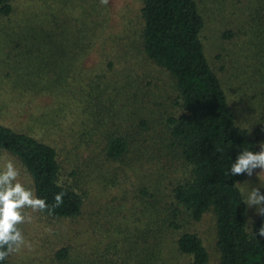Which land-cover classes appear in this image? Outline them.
<instances>
[{
	"label": "trees",
	"instance_id": "trees-1",
	"mask_svg": "<svg viewBox=\"0 0 264 264\" xmlns=\"http://www.w3.org/2000/svg\"><path fill=\"white\" fill-rule=\"evenodd\" d=\"M134 1L109 0L102 6L92 0L96 17L88 14L87 34L71 30L50 6L34 12L53 56H81L72 51L71 40L88 43L85 55L95 53L93 43L100 38L106 44L102 72L79 62L74 67L80 75L60 72L65 82L46 95L32 96L21 110L0 111H9V119L0 117V149L36 195L51 207L55 195L66 192L52 215L39 212L58 224L49 241H37L43 250L51 242L39 259L212 264L198 228L212 214L220 253L216 264H264L259 235L264 215L251 223L243 202L249 176L228 174L243 149L260 151L264 142V0H139L132 17L130 11V18L121 16V8ZM0 12L17 15L15 0H0ZM205 14L225 21L227 41L212 61L202 38ZM70 87L79 98L78 110L69 99ZM39 113L46 130L61 129L70 119L74 153L38 135ZM90 191L103 193L105 201H88ZM69 220L71 225L65 224ZM124 221L137 233L123 243ZM28 243L22 251L33 253L37 244ZM12 255L0 264H9Z\"/></svg>",
	"mask_w": 264,
	"mask_h": 264
},
{
	"label": "rangeland",
	"instance_id": "rangeland-1",
	"mask_svg": "<svg viewBox=\"0 0 264 264\" xmlns=\"http://www.w3.org/2000/svg\"><path fill=\"white\" fill-rule=\"evenodd\" d=\"M91 1L92 0H15L17 15L5 16L0 12V111L8 110V108L21 110L23 106H25V103L32 98V96L37 94L38 96L43 95L44 92L49 91L48 88H54L55 86L60 85L61 81L62 83L65 82L67 77L58 76L60 72L69 76L80 75V70L77 67H74V65L79 62H84L87 68H93L96 73L103 71L104 67L102 55L106 50L104 38H100V40L93 43V50L95 53H92L91 51V55L90 53L85 55L88 51V43H80L78 41L75 42L70 39L71 43H74L71 46L72 51L73 49H76L80 52L81 56H73L72 52L63 58H59L56 54L53 56L51 52V43H48L49 39L48 41L46 38L44 39V34L41 29L42 25H40V23H36L34 13L35 11L38 12L40 8L45 10V8L50 6L52 9L51 11L57 14L58 20H68L71 26L69 28L71 30L78 29L81 30L82 33L84 32L83 34H87L88 14L96 17L95 2L89 6ZM138 4L139 0H135L128 5L126 10L123 11L121 8V16L123 13V17L127 16L130 18L127 15L128 11H130V16L132 17ZM101 5L104 6L103 4ZM130 8L134 9L130 10ZM205 16L207 23L203 31L202 38L205 40L208 55L212 61L219 48L222 46V42L227 41H225L222 37L223 24L225 21L223 22L224 19L217 20L210 14H205ZM52 17L53 15L48 16V18ZM16 19L21 21V23L16 22ZM57 32L58 28L54 26L55 36ZM56 40L57 38L55 37V41ZM18 44H21V46L18 47ZM56 48L57 47H54V49ZM72 92H74V90L70 87L68 89L69 99L73 100L75 105L80 106L77 108L78 110L81 108L79 98L77 94ZM43 102L44 101H42V103ZM60 103L61 102L57 104ZM26 105L28 107V104ZM8 113L9 111L0 112V117L9 119ZM75 115L76 112L72 115V117L74 118ZM81 115L82 117L85 116V114ZM40 116L41 114L39 113L36 118L38 135L55 144H63L66 146L67 152L74 153L75 143L73 132H71L68 128L70 127V119L64 122L66 126L64 125L61 129L54 128L46 130L39 125ZM86 116L84 119L87 118ZM9 122L10 121L6 123ZM89 124V129H91L93 123L90 122ZM6 159L13 160L8 152L0 149V167L3 166V161ZM17 167L20 169L18 165ZM260 171L261 169L259 168L254 169L253 175L245 180L243 189L246 196L253 187H260V191L264 193V187H261V185L264 186V173H261L259 177L257 175ZM128 175L131 176L130 173H128ZM124 176L125 173L122 172L119 182L124 179ZM20 179L26 184V186L31 187L30 182L27 180L26 175L22 171ZM87 199L88 201H93V203H102L105 201L103 193L100 194V196L97 193L95 196L93 191H90ZM26 212L31 214L32 220L30 223H24L20 226L26 240L37 244L35 247L36 249L33 253L28 251L23 252L22 250L21 253H14L9 264H48L39 258L48 254V248L51 245V242L47 248L43 250L39 248L37 241H49L52 230L58 227V224L55 220L52 222L49 219L50 217L40 214L38 211L32 212L30 209H27ZM249 212V219L251 223H253L259 214H256L255 206L249 208ZM70 221L71 220L67 221L69 223L65 224L71 225ZM199 224V232L203 234L207 247L210 251L211 263L216 264L219 260L220 253L216 244L215 217L212 214H209ZM122 225L121 238L124 243L127 238H131L133 235H136L137 229L136 226L132 228V225L130 228H127L125 221ZM73 226L78 227L75 226V224ZM71 233H73V231H71ZM53 239L55 240L54 236Z\"/></svg>",
	"mask_w": 264,
	"mask_h": 264
},
{
	"label": "clouds",
	"instance_id": "clouds-1",
	"mask_svg": "<svg viewBox=\"0 0 264 264\" xmlns=\"http://www.w3.org/2000/svg\"><path fill=\"white\" fill-rule=\"evenodd\" d=\"M101 4L107 5L109 0H100ZM261 169L258 177L264 173V142L260 143V151L243 149L232 163L229 175L236 176L247 174L253 175L254 169ZM21 171L11 159L3 161L0 167V262L7 259L13 253L20 252L24 247H31L26 240L20 225L30 223L32 212H44L53 214V209L63 203L66 192L61 191L54 197L55 204L49 207L46 199L36 195L32 187L20 179ZM58 186H61L58 183ZM261 187H264L261 185ZM249 208L255 206V212L264 215V193L260 187L251 188L246 199L243 201ZM259 235L264 237V225L259 228Z\"/></svg>",
	"mask_w": 264,
	"mask_h": 264
}]
</instances>
